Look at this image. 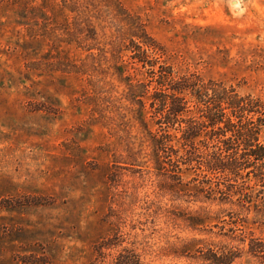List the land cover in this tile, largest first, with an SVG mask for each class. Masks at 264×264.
<instances>
[{
  "label": "rangeland",
  "instance_id": "374dc122",
  "mask_svg": "<svg viewBox=\"0 0 264 264\" xmlns=\"http://www.w3.org/2000/svg\"><path fill=\"white\" fill-rule=\"evenodd\" d=\"M140 36L175 75L224 82L264 104V0L3 5L1 264H112L125 250L141 264H192L178 257L183 245L220 241L209 222L203 234L187 224L217 208L178 197L158 170L148 107L132 100L152 79L128 59Z\"/></svg>",
  "mask_w": 264,
  "mask_h": 264
},
{
  "label": "trees",
  "instance_id": "16d2710c",
  "mask_svg": "<svg viewBox=\"0 0 264 264\" xmlns=\"http://www.w3.org/2000/svg\"><path fill=\"white\" fill-rule=\"evenodd\" d=\"M14 1L0 0V7ZM126 51L132 68L152 78L142 99L132 100L148 107L158 170L174 180L178 197L217 208L187 224L203 234L209 222L220 241L192 239L178 257L192 264H264V104L224 82L175 75L161 63L163 49L148 37L131 40ZM108 246L96 250L101 254ZM112 264L141 261L125 250Z\"/></svg>",
  "mask_w": 264,
  "mask_h": 264
}]
</instances>
